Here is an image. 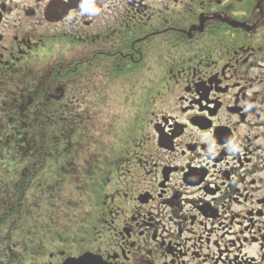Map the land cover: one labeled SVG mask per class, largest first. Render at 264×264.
<instances>
[{"label": "flooded vegetation", "instance_id": "flooded-vegetation-1", "mask_svg": "<svg viewBox=\"0 0 264 264\" xmlns=\"http://www.w3.org/2000/svg\"><path fill=\"white\" fill-rule=\"evenodd\" d=\"M81 4L0 0V97L19 84L27 98L52 60L39 98L59 121L97 111L108 135L103 159L77 160L93 177L72 181L73 212L36 238L14 243L0 189V264H264V0Z\"/></svg>", "mask_w": 264, "mask_h": 264}, {"label": "trees", "instance_id": "trees-1", "mask_svg": "<svg viewBox=\"0 0 264 264\" xmlns=\"http://www.w3.org/2000/svg\"><path fill=\"white\" fill-rule=\"evenodd\" d=\"M71 72L64 70L62 75L64 93H74L79 84ZM43 77L48 92L54 93L57 74L51 60L46 73L34 68L29 74L27 98L19 84L10 90L13 100L0 97V189L11 192L14 243L19 245L24 243L25 228L30 230L27 237L33 239L42 225L56 221L62 206L68 214L73 212L72 181L91 183L93 177L75 171L77 160L103 159L102 144L108 137L93 135L92 127H99L95 122L103 119L97 111L81 110L74 115V107L67 105L59 121L57 103L39 98Z\"/></svg>", "mask_w": 264, "mask_h": 264}, {"label": "clouds", "instance_id": "clouds-1", "mask_svg": "<svg viewBox=\"0 0 264 264\" xmlns=\"http://www.w3.org/2000/svg\"><path fill=\"white\" fill-rule=\"evenodd\" d=\"M94 5L95 0H82L80 6L81 15L98 16L100 14V9L94 7Z\"/></svg>", "mask_w": 264, "mask_h": 264}, {"label": "water", "instance_id": "water-1", "mask_svg": "<svg viewBox=\"0 0 264 264\" xmlns=\"http://www.w3.org/2000/svg\"><path fill=\"white\" fill-rule=\"evenodd\" d=\"M86 256H84V258H81L80 260H78V261H84V262H87L88 260H86V258H85Z\"/></svg>", "mask_w": 264, "mask_h": 264}, {"label": "rangeland", "instance_id": "rangeland-1", "mask_svg": "<svg viewBox=\"0 0 264 264\" xmlns=\"http://www.w3.org/2000/svg\"><path fill=\"white\" fill-rule=\"evenodd\" d=\"M47 51H49V50H47ZM49 55L47 54V57H48Z\"/></svg>", "mask_w": 264, "mask_h": 264}]
</instances>
